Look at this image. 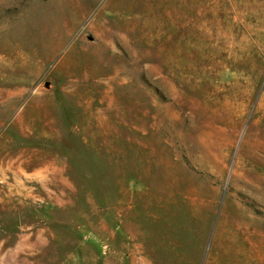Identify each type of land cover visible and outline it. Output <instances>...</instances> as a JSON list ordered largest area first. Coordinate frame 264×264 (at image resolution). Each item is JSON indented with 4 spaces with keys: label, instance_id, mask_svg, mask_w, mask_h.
Returning <instances> with one entry per match:
<instances>
[{
    "label": "rangeland",
    "instance_id": "rangeland-1",
    "mask_svg": "<svg viewBox=\"0 0 264 264\" xmlns=\"http://www.w3.org/2000/svg\"><path fill=\"white\" fill-rule=\"evenodd\" d=\"M0 264H264V0H0Z\"/></svg>",
    "mask_w": 264,
    "mask_h": 264
}]
</instances>
